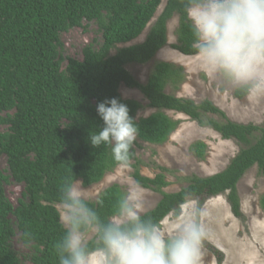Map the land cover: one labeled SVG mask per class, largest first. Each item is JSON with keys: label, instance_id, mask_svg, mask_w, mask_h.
Here are the masks:
<instances>
[{"label": "trees", "instance_id": "16d2710c", "mask_svg": "<svg viewBox=\"0 0 264 264\" xmlns=\"http://www.w3.org/2000/svg\"><path fill=\"white\" fill-rule=\"evenodd\" d=\"M161 3L162 0H0V112L16 109L15 116L7 121L9 130L0 133V156L6 154L13 177L25 184L23 199L15 207L5 195V177L0 170V264H21L11 244L15 233L12 214L22 239L32 245L33 251L26 255L31 264H59L54 245L63 235L55 212L61 186L76 179L85 187L97 184L118 165L132 159L136 160L132 165L136 183L161 194L157 205L145 212L149 219L161 223L190 200L200 199L199 205H204L210 198L225 194L234 215L239 219L245 216L238 183L253 166L264 175V124L237 123L208 99L197 103L167 92V87L177 91L185 81L182 66L157 61L146 82L127 69L128 64L149 63L168 44V22L174 16L178 17L177 42L172 47L184 55H195L184 0H167L146 38L128 44L144 32ZM105 14L108 20L103 22L100 48L86 47L81 60L69 58L63 69L58 52L60 32L80 25L83 19L102 22ZM121 85L138 89L148 100V107L156 111L137 118L144 106L136 99L124 98ZM234 95L240 99L246 96L238 89ZM113 97L128 106L138 127L127 161L115 160L109 146L94 148L89 140L90 134L103 127L97 104ZM167 110L184 113L200 126L214 129L223 139L233 138L245 146L224 170L208 176L191 175L185 178L186 187L166 192L163 189L168 182L163 173L154 177L141 173L134 146L137 140L162 145L170 138L180 120L172 118ZM190 151L203 160L207 145L196 141ZM124 196L127 194L123 187L114 183L96 200H89V205L108 219ZM259 204L264 212V193ZM218 262H223L220 252Z\"/></svg>", "mask_w": 264, "mask_h": 264}, {"label": "rangeland", "instance_id": "374dc122", "mask_svg": "<svg viewBox=\"0 0 264 264\" xmlns=\"http://www.w3.org/2000/svg\"><path fill=\"white\" fill-rule=\"evenodd\" d=\"M166 2L167 0H162L144 32L128 44L139 43L146 38ZM107 20L106 14L102 22L83 19L80 25L69 26L60 32L61 45L58 46V52L63 69L66 68L69 58L81 60L86 47L95 50L100 48L103 42V22ZM177 26L178 17L174 16L168 22V44L149 63L128 64L127 69L139 81L146 82L157 61L182 66L186 74L185 81L177 91L172 92L171 88L167 87V92L179 97L192 98L197 103L208 99L223 110L231 121L263 125L264 100L254 102L247 95L241 99L235 97L236 88L222 78L206 77L197 68L195 55H184L172 47L177 42ZM120 92L124 98L136 99L143 104L144 108L137 113V118L156 111L148 107V100L138 89L121 85ZM166 112L172 118L180 120L179 127L170 138L162 145L137 140L138 144L134 146L135 157L141 161V173L149 177L163 173L168 182L163 189L166 192H177L186 187L188 183L185 178L191 175L208 176L224 170L231 159L245 146L233 138L223 139L214 129L200 126L184 113L170 110ZM15 114V108L0 112V133L9 130L10 124L7 121ZM213 117L220 119L217 115ZM199 140L207 145V154L203 160L196 158L190 151L191 145ZM135 163L136 160L132 159L126 164H120L101 182L84 186L88 191L89 200H96L105 188L118 183L127 195L136 194L141 197L145 212L153 209L161 199V194L136 183L132 176L134 172L132 165ZM0 170L5 177L3 181L5 195L16 207L23 199L25 184L13 177L6 154L0 156ZM238 193L241 210L245 215L242 219L234 215L225 194L210 198L204 205H199L200 199L190 200L176 213L167 215L161 224L169 230L175 229L195 211L205 232V241L201 250L202 264H219L218 252L223 255L221 264H264V212L259 204L260 197L264 193V175L259 174L257 166L250 168L241 178L238 183ZM10 220L15 232L11 239L12 247L18 252L21 264H31L26 255L33 251L32 245L22 239L18 221L13 214Z\"/></svg>", "mask_w": 264, "mask_h": 264}, {"label": "clouds", "instance_id": "9594fccd", "mask_svg": "<svg viewBox=\"0 0 264 264\" xmlns=\"http://www.w3.org/2000/svg\"><path fill=\"white\" fill-rule=\"evenodd\" d=\"M184 13L197 68L251 101L264 100V0H184ZM96 112L103 127L90 134L91 145L109 146L115 160L127 161L138 134L128 106L106 98ZM55 212L63 229L54 245L59 264H202L205 232L195 211L169 230L146 216L139 195L129 194L104 219L76 179L61 186Z\"/></svg>", "mask_w": 264, "mask_h": 264}, {"label": "water", "instance_id": "95a60500", "mask_svg": "<svg viewBox=\"0 0 264 264\" xmlns=\"http://www.w3.org/2000/svg\"><path fill=\"white\" fill-rule=\"evenodd\" d=\"M153 19V18H152Z\"/></svg>", "mask_w": 264, "mask_h": 264}]
</instances>
